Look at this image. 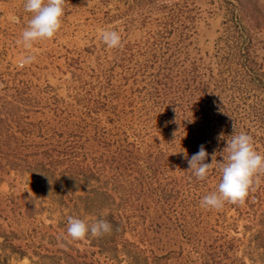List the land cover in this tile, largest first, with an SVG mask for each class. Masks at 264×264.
Masks as SVG:
<instances>
[{
	"label": "rangeland",
	"instance_id": "rangeland-1",
	"mask_svg": "<svg viewBox=\"0 0 264 264\" xmlns=\"http://www.w3.org/2000/svg\"><path fill=\"white\" fill-rule=\"evenodd\" d=\"M24 4L0 0V264H264V173L200 204L233 135L264 154V0H65L31 49ZM69 216L112 230L72 240Z\"/></svg>",
	"mask_w": 264,
	"mask_h": 264
},
{
	"label": "clouds",
	"instance_id": "clouds-1",
	"mask_svg": "<svg viewBox=\"0 0 264 264\" xmlns=\"http://www.w3.org/2000/svg\"><path fill=\"white\" fill-rule=\"evenodd\" d=\"M64 5L65 0H25V11L34 13L22 32V40L26 48L31 49L34 42L51 39L56 35L62 25ZM99 31L102 41L109 48L123 47L118 31L108 29ZM34 59V56L22 57L21 66ZM217 139L222 140L224 137L220 135ZM226 150L228 154L223 156L225 163L220 169L222 177L218 190L205 195L200 202L201 207L220 209L225 202L243 203L249 195V191L255 190L254 183L259 185L258 174L264 173V154L255 150L253 137L244 132L233 135L231 140H227ZM207 156L208 153L203 144L190 159L186 151L184 152L189 170H193L194 175L201 180L206 178L216 160V156L213 154L212 162L205 163ZM67 225V236L72 240H84L89 234L92 237H98L112 230V225L103 218L89 223L86 219L69 216Z\"/></svg>",
	"mask_w": 264,
	"mask_h": 264
}]
</instances>
